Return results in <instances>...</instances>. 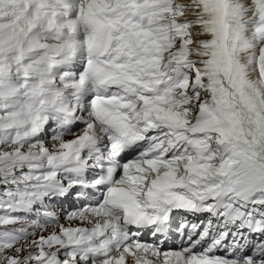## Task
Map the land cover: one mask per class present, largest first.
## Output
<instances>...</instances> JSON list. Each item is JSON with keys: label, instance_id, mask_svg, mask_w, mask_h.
<instances>
[{"label": "snow or ice", "instance_id": "obj_1", "mask_svg": "<svg viewBox=\"0 0 264 264\" xmlns=\"http://www.w3.org/2000/svg\"><path fill=\"white\" fill-rule=\"evenodd\" d=\"M129 256L264 264V0H0V264Z\"/></svg>", "mask_w": 264, "mask_h": 264}, {"label": "bare ground", "instance_id": "obj_2", "mask_svg": "<svg viewBox=\"0 0 264 264\" xmlns=\"http://www.w3.org/2000/svg\"><path fill=\"white\" fill-rule=\"evenodd\" d=\"M178 2H180V3H183V2H185V0H178ZM251 16V15H250ZM245 19H247V16H246V18ZM87 200H85V202H86ZM77 224H79V226H86V225H82L79 221H77L76 222ZM129 261H130V258H128L127 257V264H133V263H129Z\"/></svg>", "mask_w": 264, "mask_h": 264}, {"label": "rangeland", "instance_id": "obj_3", "mask_svg": "<svg viewBox=\"0 0 264 264\" xmlns=\"http://www.w3.org/2000/svg\"><path fill=\"white\" fill-rule=\"evenodd\" d=\"M33 238H34V237H33ZM33 238H30L29 240H31V239H33ZM21 243H23V241H22Z\"/></svg>", "mask_w": 264, "mask_h": 264}]
</instances>
